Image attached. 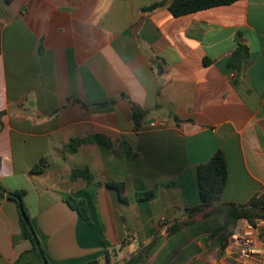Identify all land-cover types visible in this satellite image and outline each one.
<instances>
[{"label": "crops", "instance_id": "0c3cea01", "mask_svg": "<svg viewBox=\"0 0 264 264\" xmlns=\"http://www.w3.org/2000/svg\"><path fill=\"white\" fill-rule=\"evenodd\" d=\"M171 1L0 0V264H44L21 237L19 190L47 264H264V226L261 254L244 259L247 220L192 211L198 166L218 150L223 203L264 189V0L144 10ZM83 169L91 180L73 176Z\"/></svg>", "mask_w": 264, "mask_h": 264}, {"label": "trees", "instance_id": "16d2710c", "mask_svg": "<svg viewBox=\"0 0 264 264\" xmlns=\"http://www.w3.org/2000/svg\"><path fill=\"white\" fill-rule=\"evenodd\" d=\"M236 1L240 0H172L169 3H159L154 4L145 8V11H152L162 6H167L169 11L174 16H182L201 10L210 9L217 6L230 5ZM248 48L239 43L236 50L233 52L229 59V65L237 68L238 70L245 66L248 58ZM240 66V68H239ZM147 111L140 108L136 104H132V119L136 125L139 127L141 121L146 117ZM94 141L98 144L108 146V140L102 136H96ZM84 140L74 139L70 141L66 149L70 152H74L76 148L83 143ZM47 162L45 159H41L40 162L35 165L31 171L34 173H41L44 171ZM74 177L84 176L88 180H91L88 170H74ZM228 180V163L226 156L222 150H218L206 163L198 166V182H199V192L202 201V206L193 209L192 211H198L203 207H214V211H218L224 214V224L228 225L230 223H236L239 219H245L250 224L256 225L257 220H264V189L257 194H255L246 204H233V203H223L222 195ZM1 193V191H0ZM25 191L19 190L9 194V198L20 199L18 202L20 211V227H21V237L28 239L32 242L34 250H37L40 258L44 264H47L44 254L42 253L39 245L37 236L33 230L29 214L23 203V197ZM154 196V190L148 191L143 194H139L137 197L151 198ZM67 203L74 209H76L80 215L86 219V208L84 203L79 202L72 197L66 198ZM176 226L171 227V230H175ZM220 231V230H219ZM218 231V232H219ZM260 238L264 239V230L259 233ZM225 238L222 237L223 241ZM223 246V242H221ZM137 260L135 258L124 264H135ZM87 264H100L97 260H93Z\"/></svg>", "mask_w": 264, "mask_h": 264}, {"label": "built area", "instance_id": "2783aa9c", "mask_svg": "<svg viewBox=\"0 0 264 264\" xmlns=\"http://www.w3.org/2000/svg\"><path fill=\"white\" fill-rule=\"evenodd\" d=\"M153 126L155 124H152ZM245 220V219H244ZM264 226V222L252 225L245 221V227L237 235V242L240 246V255L244 259L261 254V250L256 246L257 232Z\"/></svg>", "mask_w": 264, "mask_h": 264}, {"label": "water", "instance_id": "95a60500", "mask_svg": "<svg viewBox=\"0 0 264 264\" xmlns=\"http://www.w3.org/2000/svg\"><path fill=\"white\" fill-rule=\"evenodd\" d=\"M1 190V189H0ZM16 200L20 203V199L18 197H16Z\"/></svg>", "mask_w": 264, "mask_h": 264}]
</instances>
